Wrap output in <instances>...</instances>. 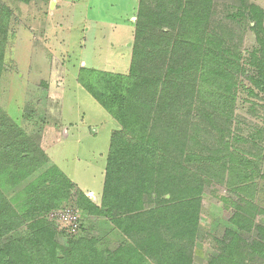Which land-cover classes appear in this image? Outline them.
I'll use <instances>...</instances> for the list:
<instances>
[{"label": "rangeland", "instance_id": "374dc122", "mask_svg": "<svg viewBox=\"0 0 264 264\" xmlns=\"http://www.w3.org/2000/svg\"><path fill=\"white\" fill-rule=\"evenodd\" d=\"M153 1L157 7L159 1ZM110 2L116 4L115 10L100 13L95 8L93 16L99 19L103 15L108 22L120 23L122 18L127 28L124 37L129 35L122 44L113 42L117 37L114 34L112 44L108 45L109 37L104 33V37L95 38L94 44L87 47L67 44L59 48L56 38L64 31L56 27L48 33L46 25H52L56 19L59 25L68 20L78 25L82 23L80 18L70 14L55 19L48 12V0L26 3L0 0V248L8 242L25 241L28 252L31 245L35 252L37 248L41 250L39 264H87V258L80 257L86 249L84 246H79L70 256L65 255L64 261L47 260L44 252L50 245L48 236L61 258L64 257L61 249L69 250L79 242H89L98 253H114L119 248L134 249L136 240L143 239L136 235L125 237L115 227L113 221L123 215L107 217L82 211L75 188L68 199L48 191L51 182H58L56 169L61 172L51 161V148L66 129L59 119H65L60 117L61 112L69 111L72 119L83 118L88 123L110 117L78 84L79 69L121 75L129 71L138 0H132V4L131 0ZM254 4L261 5L264 11V0H210L209 3L207 31L221 41L223 52L227 51L237 70L234 68L236 72L232 73L234 101L228 122L212 110L205 109L204 115L203 108L193 105L186 148L193 160L185 164V170L173 174L190 182L192 188L200 189L197 231L190 246L191 264H209L217 258L216 248L220 241H230L229 232H236L240 238L233 262L264 264V94L251 81L257 79L253 61L260 51L264 52V32L253 30L254 23L248 18L246 9ZM52 34L56 40L48 37ZM82 48L91 60L81 58ZM112 52L117 55L110 56ZM207 88L215 90L210 85ZM87 130L91 134L95 132L93 127ZM87 151L86 147L82 148L83 155L78 159L64 158L62 165L78 185L94 188L99 185V165L97 159L88 158ZM104 177L105 173L100 179L98 200L80 190L97 207L101 204ZM65 207H72L79 219V229L72 235L63 232L50 215ZM155 208L154 197H145L143 209ZM237 219L239 224H232ZM154 225L150 232L157 238V224ZM259 229L263 231L259 233ZM159 237L168 240L172 236L159 233ZM255 242L263 247L252 251ZM127 257L124 256L122 264H126ZM111 264L118 262L111 260ZM143 264L154 263L145 260Z\"/></svg>", "mask_w": 264, "mask_h": 264}, {"label": "trees", "instance_id": "16d2710c", "mask_svg": "<svg viewBox=\"0 0 264 264\" xmlns=\"http://www.w3.org/2000/svg\"><path fill=\"white\" fill-rule=\"evenodd\" d=\"M157 1L156 7L153 0H138L127 75L82 68L77 74L78 84L120 127L110 136L100 206L91 203L57 169L58 182H51L48 189L68 199L75 188L82 211L107 217L123 215L113 221L115 227L125 237L136 235L143 239L136 240L134 249L119 248L114 253H98L89 242H79L69 250L61 249V258L48 236L50 245L44 257L51 262L64 261L65 255L84 246L80 257L87 258V264H111V260L122 264L124 256H128L126 264H143L145 260L154 264H191L200 189L173 174L185 170V164L193 160L186 151L193 105L203 108L204 115L205 109L212 110L228 122L234 101L232 73L237 68L227 51L223 52L221 41L207 31L210 0ZM246 11L254 23L253 30L264 32L261 11L252 5ZM259 54L253 61L257 79L251 81L264 94V52ZM207 85L215 90L209 91ZM147 196L157 202L154 210L143 209ZM154 224L157 238L150 232ZM232 224L238 225L239 220ZM159 233L172 237L164 240ZM227 236H231L230 241L219 242L218 257L209 264H240L233 262L240 238L236 232ZM25 244L28 243L5 244L0 248V264H30L31 260L39 264L41 250L37 248L35 252L31 245L28 252ZM262 247V243L255 242L251 250Z\"/></svg>", "mask_w": 264, "mask_h": 264}, {"label": "crops", "instance_id": "0c3cea01", "mask_svg": "<svg viewBox=\"0 0 264 264\" xmlns=\"http://www.w3.org/2000/svg\"><path fill=\"white\" fill-rule=\"evenodd\" d=\"M90 1V2H89ZM132 4V0H131ZM130 4V6H132ZM115 3L110 2V0H48V12L51 14L50 16H54L55 19L59 15H72L73 18L77 16V19L80 18L81 22L80 24L76 25L75 22L68 23L62 22V26L59 25V23H55L53 21V24L46 25V29L48 30V33L52 32L54 29L61 28L64 32L57 35V42L56 45L61 48V46L68 45H82L87 47L89 45L94 44L95 38L98 40L99 37H104L105 34H107L108 38V45L112 44L111 38L115 34L117 37L114 38L113 42H115L117 45L122 44L124 39H126L124 36L127 35L126 30L127 28L124 27V24L119 21H113L108 22V20L105 18V16L101 15L99 19H96L93 15L95 11V8L100 11V13H105V11H112V9L115 7ZM255 8L259 9L261 11V5L254 4L252 5ZM130 9V7H129ZM115 10V9H113ZM92 12V13H91ZM263 18L261 22V26L264 30V11H261ZM125 17V16H124ZM102 21H99V20ZM60 20V19H59ZM76 20V19H75ZM124 21V19H123ZM67 23V25H65ZM66 26V27H65ZM119 29L115 33V30ZM105 33V34H104ZM55 35L48 36L50 39H53ZM75 36V37H73ZM106 36V37H107ZM73 37V38H72ZM53 39V40H56ZM107 39V38H105ZM29 41V40H28ZM52 42V40H50ZM114 44V43H113ZM129 44V43H128ZM85 50H80V56L82 59H86L87 55L85 54ZM108 54V53H107ZM106 54V55H107ZM110 56L117 55L115 52H112L109 54ZM131 57V56H130ZM87 59L91 60V57H87ZM112 73V72H111ZM123 73V72H122ZM60 108V105H59ZM58 108V110H59ZM70 112L63 110L61 112V116H64L65 119L59 118L60 122L64 127H66L65 130H63L64 133H62L61 138L56 142L55 145H53L51 150V161L61 170V172L73 183L77 186L79 190H81L86 195L90 196L91 198H94L95 200H98L100 189L102 184L100 183V179H102V176L105 173V166H106V158L109 151V144H110V135L111 133L117 129L118 124L111 118V117H104L103 119H97L88 121L85 119H72L70 117ZM85 127V128H82ZM89 127H93L94 131L93 134L89 133L87 129ZM97 128V129H95ZM97 132V133H96ZM102 133V135H100ZM87 148V156L91 159H97V163L99 165V169L97 171V180L99 182V185L96 187H81L78 185V182L76 183L74 180H72L69 175L64 171L63 165L64 164V158L66 157H72L73 159H78V156L82 157V153H80L82 148ZM62 152V153H61ZM72 153L74 155H72ZM80 153V154H79ZM53 155V156H52ZM71 155V156H70ZM76 157V158H74ZM93 159V160H94ZM74 165L76 163H73ZM101 177V178H100Z\"/></svg>", "mask_w": 264, "mask_h": 264}, {"label": "built area", "instance_id": "2783aa9c", "mask_svg": "<svg viewBox=\"0 0 264 264\" xmlns=\"http://www.w3.org/2000/svg\"><path fill=\"white\" fill-rule=\"evenodd\" d=\"M51 215L53 221L62 228V231L73 234L79 229V219L76 211L72 207H65L54 211Z\"/></svg>", "mask_w": 264, "mask_h": 264}]
</instances>
